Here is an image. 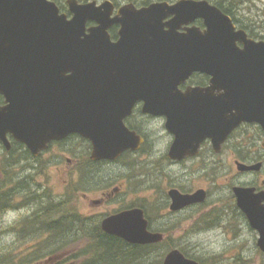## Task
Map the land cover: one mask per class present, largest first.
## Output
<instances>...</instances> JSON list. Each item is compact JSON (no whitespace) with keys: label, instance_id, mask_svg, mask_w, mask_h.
I'll return each instance as SVG.
<instances>
[{"label":"water","instance_id":"obj_1","mask_svg":"<svg viewBox=\"0 0 264 264\" xmlns=\"http://www.w3.org/2000/svg\"><path fill=\"white\" fill-rule=\"evenodd\" d=\"M72 18L49 0H0V141L6 134L33 155L53 140L78 134L92 144L91 160L114 161L143 140L123 119L136 102L143 112L165 116L174 135L168 157L198 153L210 139L216 152L241 123L264 129V41L236 29L232 19L206 0L154 2L121 7L111 18L105 1H66ZM201 20L203 30L190 26ZM87 22L96 25L86 29ZM119 25L110 40L111 25ZM237 43L242 44L240 49ZM210 76L206 88L179 91L192 74ZM237 207L258 234L264 253V195L234 188ZM170 210L205 200V192L170 190ZM141 209L105 218L101 229L134 245L159 242ZM162 264H198L174 249Z\"/></svg>","mask_w":264,"mask_h":264},{"label":"rangeland","instance_id":"obj_2","mask_svg":"<svg viewBox=\"0 0 264 264\" xmlns=\"http://www.w3.org/2000/svg\"><path fill=\"white\" fill-rule=\"evenodd\" d=\"M52 1L61 7L67 8L65 0ZM81 1L86 3L96 1L100 4L105 0ZM128 1L139 3L143 0ZM175 1L178 0H151V2L169 3ZM241 1L238 6H240L242 22L250 29L255 28L257 33L264 32V0ZM142 132L146 133L148 137L150 136L152 150L156 155L154 158L149 155L125 157L115 164L100 166L98 169L101 176L106 178V182L99 181L98 184L110 185V188L119 187L118 196L120 197L118 198L119 202L110 201L104 206L93 210L89 209L90 206L78 197L81 195L80 192L79 194L76 193L74 197L71 193V198H69V194L68 197L66 196L63 182L67 180L68 176L56 174L55 169L52 167H48L45 174L33 176L25 170L27 166L25 162H22V156L19 153L21 151L17 150L8 159H4V153L0 150V167L3 166L6 159L8 163H13V166L8 170L13 183L7 185V187L20 190L18 193L12 194V201H10L8 207V210L12 208V211L5 213L6 210L4 213H0L1 261H9V264H49L47 262L48 258L55 256L51 251L53 250V241L46 240V235L39 238L22 236L21 238L15 231V229L21 230L20 226L26 222V218L31 217L41 207V205L34 204V200L29 201L27 197L25 199V196H21V187L27 185V183H44L47 191L45 196L53 195L56 198V200L49 197L45 199L53 202L49 206H57L64 199L68 208L75 209L81 217H97L129 204H139L145 207L151 218L152 230L166 234L174 247L173 249L187 253L191 259L198 261L199 264H264V254L256 244L258 234L253 229L251 230L243 219L234 217V214L228 212L230 207L229 183H231L229 181L231 159L228 150L223 149L222 156L219 158L220 161L215 160L216 163H221L220 165H216V167L209 165L205 172L200 168L201 163L198 161L191 162L184 167L186 169L172 170L165 165L162 166L159 162V154L165 151L167 141L162 138L158 124L146 123V128ZM74 145L76 153L84 154L86 147L81 148L82 144L78 146L77 143ZM77 148L78 150H76ZM2 179L3 173H0V182ZM19 179H24L25 182L24 185L17 188L15 182ZM174 185L183 190H192L199 187L208 188L209 196L206 200V206L201 209L186 210L178 214H169L166 208L157 209L155 204L165 201L169 186ZM95 197L98 198L99 196ZM44 206L46 207L47 204L44 203ZM161 206H163V202ZM227 212L230 217L234 218H229L226 215ZM215 214H217L218 219L213 218L214 223L204 221L211 219ZM23 236H26V234H23ZM70 241L74 242L75 245L79 243V241ZM83 246L84 244L81 243L77 246V250H81ZM67 247L71 250L73 248L69 245ZM149 254L144 264H161L165 256V250L159 248L156 251L149 252ZM66 257H69V255Z\"/></svg>","mask_w":264,"mask_h":264},{"label":"flooded vegetation","instance_id":"obj_3","mask_svg":"<svg viewBox=\"0 0 264 264\" xmlns=\"http://www.w3.org/2000/svg\"><path fill=\"white\" fill-rule=\"evenodd\" d=\"M52 1V0H49ZM67 0H65L66 3ZM79 4H85L86 2H83L81 0H76ZM109 1L112 5V14L111 18H113L117 11L127 4H132L136 9H139L141 7H144L146 5H140L138 3H135L133 1L128 0H105ZM103 1V2H105ZM54 2V1H52ZM96 5L98 4L96 1ZM55 3V2H54ZM56 4V3H55ZM67 4V3H66ZM59 10V14H64L67 20H70L72 18V14L70 13L68 6L61 7L58 4H56ZM197 23V22H196ZM96 24L94 22H87L85 27L86 29L95 26ZM196 27H199L203 29L202 24L201 25H195ZM119 25H111L107 32L109 34L110 40L112 42L117 41L118 39V32H119ZM237 46L241 49L242 44L237 43ZM210 76H207L206 74L202 73H194L192 74L183 84L179 85V91L185 92L188 88H206L209 85ZM6 106V100L4 98V95L0 93V108ZM146 123H155L158 124L159 130L162 133V138H165L167 141L165 151L160 155L159 162L161 165H165L172 170H179V169H186L184 167L188 166L191 162L198 161L201 163L200 168L203 169V172H205L209 165H212L213 167H216V165H220L221 163L215 162V160H219V158L222 156V150L227 149L229 152V156L231 159L230 168H229V175L230 179L229 181L231 183L229 187V196H230V207H229V213L234 214V217H239L244 220L245 223L248 224L249 228L252 230L251 226L248 223V220L244 213L240 211V209L237 207L236 204V197L234 195V188H241V189H251L253 195H264V129L262 126L258 123H241L238 127H236L227 137V139L222 143L220 146V149L218 152L213 147V144L210 139H205L200 143L198 153L196 155L192 156H185L181 160H171L168 157V154L170 152V148L173 145L174 142V135L172 132L168 131L165 127L166 124V117L165 116H154L148 113L143 112V103L142 102H136L129 115H127L123 119V124L125 127L129 130L135 133L136 136L140 137L143 140V143L139 146V149L137 151H131L127 150L124 153H122L118 159L114 161L109 160H101V161H93L91 160V154H92V144L87 139L82 138L78 134H69L65 138L61 140H53L46 144L45 149L40 150L36 153V155H33L30 150L22 143H19L14 140L11 134H6V138L8 142L10 143V150L6 152L4 150V145L2 142H0V150L2 153H4V157L9 158L13 152L15 151H21L19 152L22 156V162H25L26 172L28 174H32L33 176L39 175V174H45L46 169L49 167H52L55 169V173L59 175L68 176L67 180H64V188L65 193H67V197L69 194V198H71V193L74 195L79 192L81 193L80 197L82 201L87 203V205L90 206L89 209H95L97 207H102L105 204H107L110 201H118L119 195V187H109L110 185H99L100 182H106V178L101 176L100 170L98 169L100 166L104 165H110L115 164L119 160L124 159L125 157H133V156H143V155H149L154 158L156 155L154 151L152 150V142L149 139L148 135L144 132H142L143 129L146 128ZM78 141V142H76ZM77 143L80 147L84 148L86 147V150L84 154H79L75 152V145L73 144ZM68 146V147H67ZM78 150V148L76 149ZM154 164V163H153ZM211 168V167H210ZM28 181V180H27ZM10 187V186H9ZM46 185L44 183L42 184H29L22 186L21 190V196H25V199L27 197V200H34V204L41 205L40 208L37 209V212L31 217L26 218V222L21 225V230L15 229L19 237H43L44 235L47 236L46 240L53 241V251L52 254L55 255L51 258H48L49 264H76V261L73 259L70 263H64V260H66L69 256H75L77 250V246L81 245V243L84 244L82 248H85L86 246L91 245L90 243H87L85 241L89 240H96L101 242H96V246L101 249L102 252H105V248L109 246H116L120 247L121 249H133V248H143L145 251H156L159 248H163L165 250V255L169 253L170 251L174 250L170 239L166 234L152 230L151 228V222L146 217V212H144L143 208L139 204H129L127 206H120L117 209L111 210L110 212L106 214L99 215L97 217L95 216H84L81 217L79 214L75 211V209L68 208L67 204H65V207L68 209V216L67 219L61 220L59 217L55 216H46L45 215V206L44 203L49 206L50 204H53L51 200H45L46 198H51L52 200H56V198L52 195L45 196V190ZM228 188V186H227ZM3 189H11L8 188L7 185L4 186ZM170 190H177L180 194H186L190 195L195 193L196 191H204L205 192V200L202 203L193 204L188 207H185L178 211H171L170 205L171 200L168 196V192ZM166 200L160 201L155 204V207L158 208H166L168 210L169 214H178L186 210H196L201 209L206 206V200L209 196V190L205 187H199L192 190H183L179 186H169L167 190ZM95 196H99L98 198ZM163 202V206L160 207L161 203ZM60 204V203H59ZM261 206L264 205V200L261 201ZM35 206V205H33ZM31 208V206H29ZM6 207V212H0V213H7L12 211V208ZM131 209H141L144 213V217L146 218L148 222L147 230L152 233H159L162 235V239L154 244L149 245H134L127 243L123 241L122 239L113 236L111 234L105 233L101 229V223L102 221L111 216L115 215L127 210ZM15 211V210H14ZM228 212L226 215L229 218ZM81 217V218H80ZM219 217V216H218ZM213 218H217V214L213 215V217L209 220H204L206 223L213 222ZM151 219V218H150ZM218 219V218H217ZM61 221H68L70 224H67L68 226H63V228L60 226ZM82 227H86V232H76V223H82ZM214 223V222H213ZM96 224V227H98V230L101 231V233L94 232V229H92L93 225ZM88 226V227H87ZM46 228V231L44 232ZM54 228H57L59 230L61 229H68L69 232L67 233H60L54 230ZM43 230V231H42ZM254 230V229H253ZM255 231V230H254ZM256 232V231H255ZM257 233V232H256ZM23 234H26V236H23ZM21 237V238H22ZM62 240V241H61ZM79 241L77 245H75L74 242L70 241ZM67 241H70L69 243L65 244ZM65 244V245H64ZM61 245L64 247L69 245L72 246V250L67 248L68 250L64 249L61 250ZM177 250V249H176ZM179 251V250H178ZM181 252V250H180ZM182 253V252H181ZM183 254V253H182ZM264 254V253H263ZM184 255V254H183ZM165 257V256H164ZM94 259V257H93ZM164 259V258H163ZM95 262L99 261L98 258L94 259ZM163 261H161V264Z\"/></svg>","mask_w":264,"mask_h":264},{"label":"trees","instance_id":"obj_4","mask_svg":"<svg viewBox=\"0 0 264 264\" xmlns=\"http://www.w3.org/2000/svg\"><path fill=\"white\" fill-rule=\"evenodd\" d=\"M212 5H215L218 7L224 14L230 16L232 18L233 23L240 29L246 31V33L253 39L257 40H264V32H258L255 28H249L245 25V23L241 20V14L240 9L238 5L242 2L241 0H206ZM151 2V0H143L139 2L140 5H147ZM137 3V2H135ZM240 16V18H239ZM199 24V22H198ZM8 159V158H7ZM4 161V164L2 167H0V173H3V179L0 182V212H3L6 210V207L10 206V201H12V194L18 193L20 190H14V189H7L3 191V187L5 185L12 184L11 178L9 177V169L13 166V163H8V161ZM13 180V179H12ZM24 179L16 180L15 187H19L24 185ZM65 200L63 199L62 202H59L57 206H46L45 207V215L46 216H55L59 217L61 220L67 219L68 216V209L65 207ZM143 208L144 212H146V217L150 221V217L148 215V210L141 206ZM67 214V216H66ZM60 226L63 228V226H68L67 224H70L68 221H61ZM82 223H76V232H86L87 228L82 227ZM96 224L93 225L92 229H94ZM88 227V226H87ZM98 227H96V230L94 229V232L101 233V231L98 230ZM55 231L60 233H67L69 232L68 229H57L54 228ZM62 241V240H61ZM87 243H90L91 245L86 246L85 248H82L81 250L77 251L75 256H69L66 260H64V263H70L71 260H75L76 264H141L146 263L147 257H149V251H145L143 248H133V249H121L120 247L116 246H109L105 248V252H102L101 249H99L95 244L96 240H89L85 241ZM61 250L67 249V246L61 245ZM185 256L189 257L187 253L181 251ZM97 259L99 261L95 262L94 259ZM190 258V257H189ZM81 259V261H80ZM140 262V263H138ZM1 264H9V261H1Z\"/></svg>","mask_w":264,"mask_h":264}]
</instances>
